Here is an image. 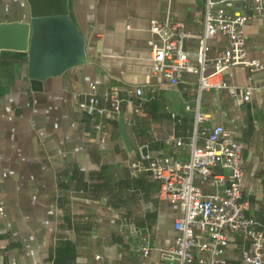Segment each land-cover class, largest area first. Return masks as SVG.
<instances>
[{
	"label": "crops",
	"instance_id": "obj_1",
	"mask_svg": "<svg viewBox=\"0 0 264 264\" xmlns=\"http://www.w3.org/2000/svg\"><path fill=\"white\" fill-rule=\"evenodd\" d=\"M204 0H68L69 14L84 37V60L33 84L29 52L0 54V256L6 264H139L140 237L122 225L127 215L151 233V259L174 242L180 205L159 197L156 181L134 176L130 162L139 148L153 155L190 158L188 142L197 99L198 75L187 72L172 88L153 73V19L171 17L193 32L203 29ZM29 0H0V22L29 21ZM248 56L264 65V17L245 26ZM225 37L216 38L218 46ZM191 38L187 47L197 50ZM232 84L245 86L248 70L235 66ZM99 91L115 85L142 86L143 109L125 102L121 117L101 120L77 105L90 82ZM251 101L227 90L204 91L200 109L210 124H222L244 143L245 190L249 214L264 228V68L256 75ZM173 113L175 116H173ZM221 171L220 168L216 169ZM207 189H212L211 186ZM242 242L227 248L232 263Z\"/></svg>",
	"mask_w": 264,
	"mask_h": 264
},
{
	"label": "built area",
	"instance_id": "obj_2",
	"mask_svg": "<svg viewBox=\"0 0 264 264\" xmlns=\"http://www.w3.org/2000/svg\"><path fill=\"white\" fill-rule=\"evenodd\" d=\"M204 1L201 32H193L185 22L169 16L153 19L151 24L154 38L150 41V59L160 85L172 88L187 72L197 74L198 82L195 104L186 103V109L194 112L188 142L170 137L177 145L188 144L190 158L153 155L145 151L148 145L144 144L139 148V158L130 162L134 176L145 174L156 181L159 197L182 209L174 222L178 234L173 243L162 248L158 261L151 259L154 247L150 231L138 227L127 215H120L122 225L140 237L136 248L140 252L139 264H264V228L249 214V204L243 199L244 143L224 125L210 124L209 115L200 109L202 93L208 90H227L243 101L252 100L256 75L264 65L248 56L245 26L253 17H264V0ZM218 37H225L226 43L210 54ZM191 38L197 40L196 51L187 47ZM239 65L248 70L245 86L232 84L225 77L226 73L232 76L233 67ZM86 96L77 105L101 118L96 129L103 135L102 142L107 136L102 119L121 117L125 102L131 105L132 112H141L145 101L142 86L115 85L99 91L94 81ZM238 241L243 244L241 256L232 263L227 248ZM0 264H6L1 256Z\"/></svg>",
	"mask_w": 264,
	"mask_h": 264
},
{
	"label": "water",
	"instance_id": "obj_3",
	"mask_svg": "<svg viewBox=\"0 0 264 264\" xmlns=\"http://www.w3.org/2000/svg\"><path fill=\"white\" fill-rule=\"evenodd\" d=\"M29 21L0 22L3 49L29 52L33 84L84 60V37L69 14L68 0H29Z\"/></svg>",
	"mask_w": 264,
	"mask_h": 264
}]
</instances>
